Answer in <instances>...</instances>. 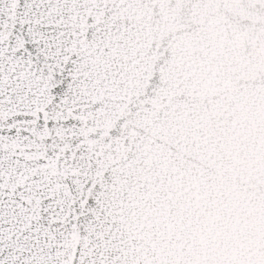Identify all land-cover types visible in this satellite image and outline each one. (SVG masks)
<instances>
[{"label":"snow or ice","instance_id":"snow-or-ice-1","mask_svg":"<svg viewBox=\"0 0 264 264\" xmlns=\"http://www.w3.org/2000/svg\"><path fill=\"white\" fill-rule=\"evenodd\" d=\"M0 264H264V0H0Z\"/></svg>","mask_w":264,"mask_h":264}]
</instances>
